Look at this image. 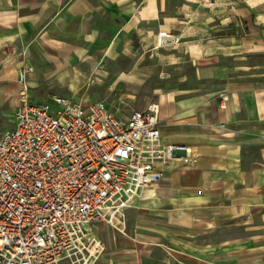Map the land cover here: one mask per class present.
I'll list each match as a JSON object with an SVG mask.
<instances>
[{"label": "crops", "instance_id": "obj_1", "mask_svg": "<svg viewBox=\"0 0 264 264\" xmlns=\"http://www.w3.org/2000/svg\"><path fill=\"white\" fill-rule=\"evenodd\" d=\"M22 68L34 101L157 102L162 141L192 150L124 229L89 227L96 264H264V0H0V137Z\"/></svg>", "mask_w": 264, "mask_h": 264}, {"label": "built area", "instance_id": "obj_2", "mask_svg": "<svg viewBox=\"0 0 264 264\" xmlns=\"http://www.w3.org/2000/svg\"><path fill=\"white\" fill-rule=\"evenodd\" d=\"M18 78L14 128L0 137V264H96L105 246L89 227L122 225L171 164L195 161L192 150L162 141L157 102L121 120L101 100L34 101L26 68Z\"/></svg>", "mask_w": 264, "mask_h": 264}, {"label": "rangeland", "instance_id": "obj_3", "mask_svg": "<svg viewBox=\"0 0 264 264\" xmlns=\"http://www.w3.org/2000/svg\"><path fill=\"white\" fill-rule=\"evenodd\" d=\"M9 111V107L6 106L4 107V112L5 111ZM3 112V109L2 111H0V135L5 132L6 130L10 129L11 128V120H10V117L9 116H6L4 115L5 113ZM104 226L107 228V229H124V227H126V211H125V217H124V223L122 225H112V224H109L108 225H102V224H97L96 227H94V229H103ZM97 239L102 242L101 238H98Z\"/></svg>", "mask_w": 264, "mask_h": 264}]
</instances>
